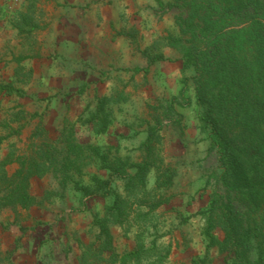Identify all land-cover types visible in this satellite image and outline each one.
<instances>
[{
    "label": "rangeland",
    "instance_id": "1",
    "mask_svg": "<svg viewBox=\"0 0 264 264\" xmlns=\"http://www.w3.org/2000/svg\"><path fill=\"white\" fill-rule=\"evenodd\" d=\"M61 5L56 0H0V83H9L18 95L28 88L26 104L15 99L13 105H2L0 97V110H28V135L2 142L0 158L28 153L37 125L56 138L64 120L74 122L80 113L88 114L86 107L94 109L108 98L105 108L111 109L112 119L107 132L96 134L75 122V135L107 159L119 158L128 172L134 170L131 161L142 159L148 127L161 124L155 165L146 177L148 192L130 197L124 221L110 227L115 251L131 250L139 236L145 247H154L141 264H232L219 245L207 247L206 217L198 213L221 182L218 155L208 149V137L198 127L192 71L183 68L180 47L166 39L178 33L180 9L155 0H111L83 13ZM156 55L170 60L156 61L147 72L133 70ZM184 79V96L191 100L186 107L179 105ZM8 117L1 114L0 122ZM22 119L10 115V122ZM7 131L0 129V134ZM160 161L177 172L167 190L153 188ZM16 167L8 165V173ZM82 173L83 184H89V174L107 176L96 156L86 158ZM111 186L124 195V181L114 176ZM29 192L35 205L0 212V264H8L10 252L27 249L37 250L38 264H78V242L88 244L95 237L93 216L104 213L106 199L84 197L51 170L31 178ZM159 198L168 200L150 209L145 219L136 217ZM214 233L223 238L221 230Z\"/></svg>",
    "mask_w": 264,
    "mask_h": 264
},
{
    "label": "trees",
    "instance_id": "2",
    "mask_svg": "<svg viewBox=\"0 0 264 264\" xmlns=\"http://www.w3.org/2000/svg\"><path fill=\"white\" fill-rule=\"evenodd\" d=\"M155 1L162 7L180 9L175 16L178 33L166 39L180 47L183 68L192 71L198 127L208 137V149H215L218 155L221 188L215 189L208 205L198 210L206 217L207 247L219 245L232 264H264V0ZM147 59L146 66L133 70L147 72L156 61L170 60L163 55ZM187 80L179 92L182 107L191 104L184 96ZM12 90L9 83H0V91ZM108 100L103 97L94 109L86 107L88 114L80 113L74 122L64 120L56 138L37 125L30 133L28 153L0 158V212L7 207L28 209L35 205L37 200L29 192L30 179L54 171L60 174L61 183H71L84 197L100 195L106 199L104 213L93 216L92 225L98 228L95 237L88 244L78 242V264H141L144 256L153 254L154 247H145L136 236L135 247L120 254L114 249L110 227L124 221L130 197L136 199L139 193L148 192L146 177L155 165L161 124L148 127L140 147L142 159L131 161L134 170L128 172L119 158L107 159L97 146L82 144L75 135V122L89 126L96 134L107 132L112 119L111 109L105 108ZM3 139L0 136V146ZM92 156L107 176L89 174V184H83L82 165ZM13 163L17 167L8 173L7 166ZM175 170L160 161L154 190L169 189ZM114 176L124 181V195L111 186ZM167 200L159 198L136 217L145 219L150 209ZM216 229L223 232L222 239L214 233Z\"/></svg>",
    "mask_w": 264,
    "mask_h": 264
},
{
    "label": "crops",
    "instance_id": "3",
    "mask_svg": "<svg viewBox=\"0 0 264 264\" xmlns=\"http://www.w3.org/2000/svg\"><path fill=\"white\" fill-rule=\"evenodd\" d=\"M58 3H61V6H75L74 9H78L80 12L91 11L90 9L94 7L96 4H109L111 0H56ZM153 1V0H149ZM25 60V59H24ZM27 60V59H26ZM26 82V81H25ZM24 93L22 95H18L16 90H12L9 93H4V91H0V97L2 99L1 104L3 105H13L15 103V99H17L16 104H26L25 98H28V88L24 86ZM8 112V113H6ZM5 113L7 116L6 122H0V129H8L4 134H0V136H4L3 142L10 140L11 137L16 136H27L28 135V110H0V115ZM23 115L22 122H10V115ZM19 228V227H18ZM20 229V228H19ZM16 231H20L17 230ZM28 242V240H27ZM10 260V261H9ZM8 264H38V252L33 250H17L12 251L9 254Z\"/></svg>",
    "mask_w": 264,
    "mask_h": 264
}]
</instances>
